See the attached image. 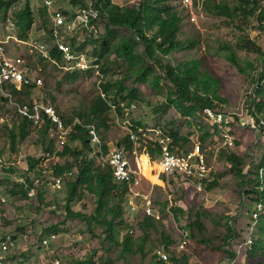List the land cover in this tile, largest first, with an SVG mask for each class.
<instances>
[{
  "label": "rangeland",
  "instance_id": "rangeland-1",
  "mask_svg": "<svg viewBox=\"0 0 264 264\" xmlns=\"http://www.w3.org/2000/svg\"><path fill=\"white\" fill-rule=\"evenodd\" d=\"M140 1L112 0L117 6L138 5ZM167 1L182 15L180 40L195 41L196 46L176 52L164 58V62H171L176 66L197 59L207 61L220 81V95L227 101L224 105L239 114L238 124L235 126L238 146L232 151L236 150L245 156L248 165L254 164L256 156L264 152L260 145L264 143L260 142L255 131L253 133L243 126L248 123L251 116L248 104L253 101L252 96L257 90L256 80L264 71V59L258 54L240 50L239 40L241 36L250 37L264 53V31L257 29L258 22L255 19H252L251 23L235 21L234 24H229L225 18L214 17L200 11L198 5L194 7V14H192L185 9L181 0ZM29 2L36 22L25 41L17 37L16 26L12 22V16L16 13L12 10L13 7L20 9L26 4V0L0 2V39L8 41L7 48L10 53L22 56L30 64L33 77L43 82L42 87L32 90L30 94L24 93L19 100L28 102L29 105L38 102L45 106H52L72 132L74 125L81 122L80 115L90 114L99 98L108 100L101 89V84L107 80L100 71V74L78 73L74 81L70 78L76 71H68L66 69L68 65L65 62L58 63V65L47 62L38 48V44L50 42V26L48 30L45 21L54 13V9L66 16L68 23L62 31V39L67 40L76 53L84 54L90 62L97 64L101 60L97 52L100 49L99 36H105L106 21L101 19L88 28L81 29V26H77L71 30L73 27L71 15L75 10L69 6V0H53L49 11H45L46 0H29ZM205 2H202L203 8ZM259 2L264 8V0H259ZM6 13L8 16L11 15V20L4 19ZM54 16L52 14V18ZM193 18L197 19L196 22ZM116 42V40L113 41V44ZM226 43L232 45L233 50L243 61H258L256 71L251 76L240 75L235 67L218 55ZM79 48H82L83 52H80ZM136 50L140 53L142 47L137 45ZM114 60L115 56L111 55L109 67L115 74L113 80H119L122 77L120 75L122 70L117 67V63L112 65ZM118 63L120 64L119 61ZM159 74L164 75V72L159 71ZM110 78L108 75V80ZM123 87L136 92L137 100H133L132 103L135 101L134 104L139 106V110L130 111L126 92L122 98H117L116 103L118 107L125 109L123 117L114 111L113 103L108 100V105L112 106L108 114V124L111 127L110 129L100 128L108 151L119 149L118 144L125 139L127 132L123 129L125 119L131 120L136 127H138L136 123L149 128L173 125L181 136L190 138L191 143L188 149L194 147L198 141L194 126H189L186 119L167 105L168 94L172 88L168 81L162 83L161 89L151 84H134L133 80L125 81ZM114 93L116 90L110 92L111 97ZM16 112L14 105L0 103V155L8 165L12 164L18 170L26 165L27 159L40 160L38 168L42 171V181L36 179L37 191H30L27 197L15 196L9 192L14 184L22 183L29 186L22 175H7L4 183L0 185V200L3 198L7 200L0 212V239L7 236L14 238L17 242L16 256L8 257L9 264H57V261L60 264H160L155 252L162 244L161 240L164 235L172 240V244L168 247L171 255L189 256L188 264H224L226 260H235L234 258L238 259L237 264H262V260L249 259L247 252L250 250L243 247V244L251 240L252 235L257 236L258 234L257 230L254 234L252 229L255 225L253 205L244 196L240 180L228 172L224 162H221L220 155L215 161L213 158L211 163L214 171L219 173V187L213 191L206 189L198 191L189 187H181L173 180L172 184H168V181L165 182L161 176L159 178L163 185L159 183L154 185L153 183L158 180L159 172L155 171L152 179L143 175L141 171L144 179L141 191L144 195L150 196L155 212L154 217L158 221L154 225L151 223L148 225L149 232L144 236L140 224L144 222L145 215H148L142 207L143 201L138 202L139 208L136 211L131 210L127 205V211L124 214L125 224L119 228L121 230L118 238L120 245L110 244L107 237L102 236L103 229L99 228L94 234L85 220L69 216L66 209L68 196L66 183H62L60 187L53 186L56 178L53 169L56 165L65 163V159H61L59 153L68 139H61L54 126L50 130L48 139H44L41 133V128L45 125L43 123L39 127L32 128L27 139L22 140L18 137L14 150L10 141L11 133L5 126L12 128L19 126L20 120ZM66 121H70L71 124L67 125ZM101 142L104 147L102 139ZM78 145L75 143L73 147L76 148ZM96 146L91 142V148ZM216 152L217 150L214 155ZM143 156H146L152 165L157 164L149 159L148 155L135 150L128 152L127 155L134 170H141L139 160ZM27 170L28 168L25 169ZM251 170L252 168H249L246 174H249ZM41 193L43 200H41ZM83 195L81 201L72 205V209L87 215L95 213L96 199L84 193ZM173 208H181L184 214L176 217ZM198 214L202 216L200 222L205 231L189 227L191 223L197 221ZM229 226L239 234L238 238L229 242L230 246L224 240L228 235ZM185 232L190 238L186 250L182 251L178 247ZM128 233L131 234L133 241L131 253H126L122 247L123 239ZM53 235L54 239L48 246H45L44 241ZM201 238L210 240L214 248L202 245ZM228 250L232 251L233 258L228 256Z\"/></svg>",
  "mask_w": 264,
  "mask_h": 264
},
{
  "label": "trees",
  "instance_id": "trees-1",
  "mask_svg": "<svg viewBox=\"0 0 264 264\" xmlns=\"http://www.w3.org/2000/svg\"><path fill=\"white\" fill-rule=\"evenodd\" d=\"M3 3V0H0ZM5 3V2H4ZM7 6V4H6ZM69 6L74 8L75 12L71 15L74 19L80 10L86 9L92 6L98 13V19H91L88 25H83L80 28H88L93 26L96 22L103 19L106 21L105 36H99L100 49L97 52L101 56L100 71L105 75L107 80L101 84L103 94L106 95L109 101L113 103V107L118 115L123 117L125 109L117 106V98H122L124 93H127V99L129 100L128 107L134 103L133 100H137L136 92L134 90L125 89L123 83L127 80H133L134 84H151L157 89H161V85L164 81H168L171 84V91L168 94L167 105L174 108L182 118L186 119L189 126L193 125L195 132L198 135V141L207 148L209 145L214 146V137L219 135L217 127H213L207 117L205 116L206 109H213L216 111H231L224 104L227 103L220 95L221 84L218 78H216L212 68L209 66L205 59H197L186 61L174 66L171 62H164V58L170 55L183 51L186 49H192L196 46L195 41L183 42L180 40L179 35L182 29V15L174 7L168 4L167 0H141L138 5L133 6H117L112 0H69ZM8 7V6H7ZM49 11V7L45 6V11ZM59 12L61 10H58ZM182 11V10H180ZM203 11L207 14L225 18L229 24H234L235 21H243L245 23H251L252 19L257 20V29L264 31V8L260 6L259 0H207L204 4ZM16 15L12 16V22L16 26L17 37L20 40H27L29 33L32 31L36 22V17L31 9L29 0H26V4L21 6L20 9L12 10ZM183 12V11H182ZM54 15H63L55 11ZM52 14L45 23L47 29L50 26V42L46 43L48 47L49 58H46L47 62H53L56 65L64 62L62 53L55 47L53 34H52ZM11 15L5 14L4 19L11 20ZM71 19V20H72ZM123 31V33L121 32ZM117 41L113 44V41ZM67 46L75 51L74 48L69 46V42L62 39ZM93 41V40H92ZM137 45L142 47V51L139 53L136 50ZM97 47V48H99ZM239 49L246 51L247 53L258 54L260 58L264 59V53L248 36H241L239 40ZM83 52L82 48L78 49ZM76 52V51H75ZM222 53V54H220ZM115 56V60L112 62L117 63V67L122 70L119 80H113L115 74L109 67V57ZM219 56L227 60L233 67H235L240 75L251 76L257 68L258 61H243L238 54L233 50L231 44H224ZM120 62V64L118 63ZM32 83L29 86L22 87L18 90L16 87H10L9 91L13 94L14 100L19 104H28V102H22L19 98L24 94H30L32 90L40 88L43 85H39L38 82L41 79H35L33 77V71L30 67ZM159 71H163L164 75L159 74ZM94 73L88 72H75L70 79L76 80L78 73ZM108 75L110 80H108ZM257 81V90L252 96V114L258 121L264 120V71L260 75ZM116 90L111 97L110 92ZM108 100L99 98L94 104L90 114L80 115L81 122L74 125V128L68 138L67 142L62 146L59 153L61 159H65L64 164H58L54 167V177L61 179L62 183H66L68 188V196L66 200V209L70 217L85 220L90 227L92 233L96 234L99 228L103 229V237L106 236L110 244L120 245L119 235L121 234L120 226L125 224L124 214L127 211L128 205V187L126 184H122L116 181L113 174V168L110 165H105L100 162L99 147L91 148L92 138L89 134L88 127L94 125L97 127L99 133L100 128L104 127L110 129L108 124L109 109L112 106L108 105ZM9 103L6 100L1 99L0 103ZM132 103V104H131ZM34 104V103H32ZM235 110V109H232ZM20 120L19 126L9 127L5 126L11 133V146L16 148L18 137L22 140L27 139L32 128H35L32 122L22 118L18 115ZM67 125L71 124L70 121H66ZM138 127H144L142 124L136 123ZM160 126V125H159ZM167 129L174 140V147L178 151L189 152L188 149L191 140L189 137L185 138L179 134V132L173 127V125H162ZM52 126L46 122L44 127L41 128L42 137L46 140L49 137V133ZM236 127H233V135L236 137ZM247 130L254 133L253 130L247 128ZM101 135V139L104 143V151L108 152V147L104 138ZM237 140L235 141V148L238 146ZM78 143L79 145L74 148L73 145ZM264 151V144H260ZM260 145L258 147H260ZM118 148L122 149L126 155L128 152H134L139 150L141 153L146 154L151 160L157 162L161 158V149L157 144L139 141L138 143L131 140L130 135L126 132L125 139L118 144ZM234 148V149H235ZM259 149V148H258ZM53 152V151H52ZM4 159L0 155V160ZM220 160L224 162L227 171L231 172L235 178L240 180V187L244 189V196L248 198V201L253 205V213L257 205H262V212L259 213L258 220H253L255 225L252 226V245L249 246L248 241L243 244L244 248L249 249L248 255L251 260H262L264 264V152L259 156H256V161L252 165L247 164L246 157L242 154L232 151L231 149H222L220 152ZM40 160L27 159V163L19 170L16 166L10 164L2 167L0 185L4 183V178L10 174L22 175L29 186H23L21 183L14 184L10 189L12 195H22L27 197L30 191H37L36 179L41 180L42 171L38 168ZM28 168V172L25 169ZM252 168L249 174L246 171ZM34 177V179H33ZM161 178L168 181V184H172L173 181L166 176ZM219 173L215 172L212 178L206 185L207 191H213L219 187L218 183ZM144 180V179H143ZM142 181V186H143ZM53 186L60 187L56 183ZM141 186V189L143 187ZM83 193L96 199L97 208L95 213L87 215L82 212H76L72 209V205L81 201ZM43 194L41 193V200ZM166 207V206H165ZM1 212V211H0ZM173 213L176 217L180 214H184L181 208H173ZM201 215H197V221L190 224L191 229H199L205 231V228L200 222ZM158 221L151 216L145 215V220L140 224V228L146 236L149 232V224H155ZM230 223V222H229ZM253 223V224H254ZM239 234L232 227L228 228V235L226 236L225 243L229 245V242L235 238H238ZM7 238L4 237L2 240ZM15 240L14 238H12ZM162 246L169 247L172 244L170 237L164 235L162 237ZM200 243L208 248H214L210 240L201 238ZM132 237L131 234H127L124 237L122 247L126 253L132 252ZM159 247V248H160ZM250 247V248H248ZM141 249V247L139 248ZM17 250V249H16ZM16 250L10 255L14 258L16 256ZM228 256L232 258L233 253L228 250ZM238 257V256H237ZM234 263H238V259L234 258ZM190 257L182 255L178 257L176 254H172V261L174 264H188ZM8 261V259H7Z\"/></svg>",
  "mask_w": 264,
  "mask_h": 264
},
{
  "label": "built area",
  "instance_id": "built-area-1",
  "mask_svg": "<svg viewBox=\"0 0 264 264\" xmlns=\"http://www.w3.org/2000/svg\"><path fill=\"white\" fill-rule=\"evenodd\" d=\"M206 0H181L182 5L187 11L192 14L194 7L198 5L200 11H203L202 2ZM53 0H46V6L51 8ZM16 7H13V11ZM99 13L92 7L80 10L76 17L72 19L71 28L75 29L77 26L88 25L91 19H98ZM196 18L193 21L196 22ZM67 18L64 15H55L52 18L53 24V39L55 47L62 53L64 62L68 65V71H81L100 74V65L90 62L84 54L72 51L65 42L62 41L63 29L67 26ZM20 42L18 39H16ZM8 41L0 39V100H6L14 105L17 109L18 115L33 123L35 127L41 126L48 122L54 126L60 134L61 139H68L70 136V128L64 124L59 114L52 106H45L40 103L33 105L19 104L14 101L13 94L9 91L10 87H16L21 90L24 86H29L32 83L31 72L29 65L25 59L20 55H13L7 48ZM40 52L49 58L47 44H38ZM42 85V81L38 82ZM250 118L246 123V128L255 131L259 136L260 142L264 143V120L258 119L252 114V102L248 104ZM139 106L132 104L130 111H138ZM205 116L213 127H217L219 135L214 137L215 145H209L207 148L197 141L192 147L191 151H178L174 147V140L169 131L162 126L136 127L131 120L125 119L123 121V129H125L131 137L133 142L146 141L157 144L161 149V158L157 161L159 166V176H166L173 180L181 187H189L198 191H203L207 183L212 178L215 169L211 165L212 159L216 160L220 155L222 149H234L236 138L233 135V127L237 126L239 114L235 111H216L213 109H206ZM92 142L99 146L100 162L105 165H110L113 168L114 178L117 182L126 184L128 187V205L131 210L136 211L139 208L138 202L143 201L142 206L148 216H155L154 207L149 195H144L141 191L143 175L141 170H134L126 153L123 150L112 149L105 152L96 126L88 127ZM216 155H214L215 151ZM215 156V157H214ZM8 164L4 159L0 160V178L2 167ZM28 171V170H27ZM57 185L62 184V180L55 178ZM22 184V183H21ZM23 185V184H22ZM25 187V185H23ZM7 203L5 198L0 200V211ZM262 205H257L255 208L254 220H258L259 213L262 212ZM54 235L44 241L45 246H48L50 241L54 239ZM189 235L187 232L183 234V239L179 244L178 249L184 251L189 244ZM249 246L252 241L248 242ZM17 249V242L12 237H7L5 240L0 239V264H9L8 257ZM167 246L160 247L156 250L155 256L160 264H174L172 255ZM57 264H60L57 261ZM224 264H235L232 259L226 260Z\"/></svg>",
  "mask_w": 264,
  "mask_h": 264
},
{
  "label": "bare ground",
  "instance_id": "bare-ground-1",
  "mask_svg": "<svg viewBox=\"0 0 264 264\" xmlns=\"http://www.w3.org/2000/svg\"><path fill=\"white\" fill-rule=\"evenodd\" d=\"M139 165H140L142 174L152 179H153V173L159 170V166L157 164L152 165L146 156H143L142 158H140ZM157 183H159L160 185H163V182L160 180L159 175H158V180L154 182L153 184L156 185Z\"/></svg>",
  "mask_w": 264,
  "mask_h": 264
},
{
  "label": "crops",
  "instance_id": "crops-1",
  "mask_svg": "<svg viewBox=\"0 0 264 264\" xmlns=\"http://www.w3.org/2000/svg\"><path fill=\"white\" fill-rule=\"evenodd\" d=\"M150 159V158H149Z\"/></svg>",
  "mask_w": 264,
  "mask_h": 264
}]
</instances>
